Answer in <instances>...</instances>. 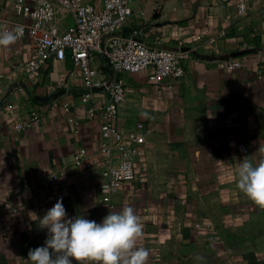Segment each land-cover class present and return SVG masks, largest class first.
I'll return each instance as SVG.
<instances>
[{
	"label": "crops",
	"instance_id": "crops-1",
	"mask_svg": "<svg viewBox=\"0 0 264 264\" xmlns=\"http://www.w3.org/2000/svg\"><path fill=\"white\" fill-rule=\"evenodd\" d=\"M13 1L0 0L9 24L22 20ZM140 3L155 8L141 13ZM133 4L126 31L137 28L143 43L184 53V76L155 83L149 69L111 74L103 56L95 57L103 76L125 89L117 126L143 136L135 178L113 196V211L132 206L140 217L138 246L149 250L147 264H264V206L238 188L236 175L243 159L264 160V79L256 74L264 69V0ZM70 19L57 10L61 29ZM31 55L27 38L0 46V264H32L29 250L48 236L40 217L58 199L68 217H104L98 188L109 160L94 152L101 117L88 115L92 102L83 100L86 85L68 53L46 61L35 76L25 70ZM234 59L242 65L221 67ZM105 95L93 90L92 101L101 105ZM31 110L40 120L17 130L18 118ZM79 147L89 152L73 165Z\"/></svg>",
	"mask_w": 264,
	"mask_h": 264
},
{
	"label": "built area",
	"instance_id": "built-area-1",
	"mask_svg": "<svg viewBox=\"0 0 264 264\" xmlns=\"http://www.w3.org/2000/svg\"><path fill=\"white\" fill-rule=\"evenodd\" d=\"M58 9L70 12V22L64 29L55 22ZM13 11L21 22L9 24L0 15V30L15 25L23 27L21 38H27L32 47L25 70L35 76L46 61L63 59L68 53L86 85L83 100L92 102L88 115L101 117L100 140L94 152L104 154L109 160L102 170V182L98 188L97 204L105 216L109 210L113 211V196L122 183L135 178V164L142 155L143 136L138 132L126 133L117 126V106L125 97V89L121 80H108L103 76L94 66L95 57L103 56L111 74L149 69V79L161 83L167 78L176 80L184 76L182 60L185 54L143 43L137 37V28L126 31L127 21L132 16V0H101L100 5L86 0H14ZM245 11L244 4L239 2L237 12L243 14ZM241 65L240 60L234 59L223 62L221 67L230 71ZM256 74L264 79V69L257 70ZM93 90L106 92L103 104L92 101ZM40 118L37 110H31L18 118L15 128H27ZM88 152L84 147L77 148L72 164H82ZM65 170L51 173L49 180L56 181ZM29 198L35 200L33 196ZM55 199L54 194L49 196L50 201Z\"/></svg>",
	"mask_w": 264,
	"mask_h": 264
},
{
	"label": "clouds",
	"instance_id": "clouds-1",
	"mask_svg": "<svg viewBox=\"0 0 264 264\" xmlns=\"http://www.w3.org/2000/svg\"><path fill=\"white\" fill-rule=\"evenodd\" d=\"M24 35L21 25L0 30V46H9ZM237 186L249 199L264 206V160L243 159L236 169ZM48 236L30 249L32 264H147L150 252L138 246L143 224L132 206L109 210L100 222L83 214L68 217L61 199L40 217ZM197 259L202 257L197 256Z\"/></svg>",
	"mask_w": 264,
	"mask_h": 264
},
{
	"label": "rangeland",
	"instance_id": "rangeland-1",
	"mask_svg": "<svg viewBox=\"0 0 264 264\" xmlns=\"http://www.w3.org/2000/svg\"><path fill=\"white\" fill-rule=\"evenodd\" d=\"M132 2L134 3V0H132ZM133 7H134V4H133ZM138 7L141 9L140 10L141 13L148 14L155 8V5L154 4L150 5L148 3H140Z\"/></svg>",
	"mask_w": 264,
	"mask_h": 264
}]
</instances>
